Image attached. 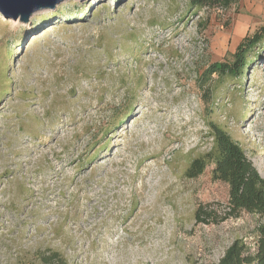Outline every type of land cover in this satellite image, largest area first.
I'll use <instances>...</instances> for the list:
<instances>
[{
	"label": "rangeland",
	"instance_id": "obj_1",
	"mask_svg": "<svg viewBox=\"0 0 264 264\" xmlns=\"http://www.w3.org/2000/svg\"><path fill=\"white\" fill-rule=\"evenodd\" d=\"M250 2L255 22L234 28L239 3L61 0L27 21L0 9V264H212L237 238L253 249L258 215L195 219L227 205L212 165L184 175L213 121L264 177V46L241 76L204 74L264 23V0Z\"/></svg>",
	"mask_w": 264,
	"mask_h": 264
},
{
	"label": "trees",
	"instance_id": "obj_2",
	"mask_svg": "<svg viewBox=\"0 0 264 264\" xmlns=\"http://www.w3.org/2000/svg\"><path fill=\"white\" fill-rule=\"evenodd\" d=\"M190 7L202 9H229L234 0H188ZM239 0H237L238 4ZM264 46V23L258 26L251 36H245L233 52L232 62H213L204 73L241 76L251 63L254 48ZM264 60V58H261ZM211 138L209 148L194 157L185 169L187 178L198 177L208 165H212L211 178L225 183L228 187L227 205L222 216L211 204L200 205L195 211V219L206 223L209 219L219 221L237 217L241 212L256 214L260 222L255 228L253 249L241 238H237L225 249L220 259L212 264H264V177L256 170L240 144L231 138L226 130L216 122H207ZM44 264H64L57 252L42 256Z\"/></svg>",
	"mask_w": 264,
	"mask_h": 264
},
{
	"label": "water",
	"instance_id": "obj_3",
	"mask_svg": "<svg viewBox=\"0 0 264 264\" xmlns=\"http://www.w3.org/2000/svg\"><path fill=\"white\" fill-rule=\"evenodd\" d=\"M59 1L61 0H0V9L5 17L14 20L15 16L20 14L19 19L27 21L31 12L53 7Z\"/></svg>",
	"mask_w": 264,
	"mask_h": 264
},
{
	"label": "crops",
	"instance_id": "obj_4",
	"mask_svg": "<svg viewBox=\"0 0 264 264\" xmlns=\"http://www.w3.org/2000/svg\"><path fill=\"white\" fill-rule=\"evenodd\" d=\"M238 3H239L240 12L245 7V11L243 10L245 12V15L244 17L242 16L241 18L237 17L235 21L234 20L232 21L231 25L233 28L235 26L241 27L245 25L246 26L250 25L252 22H255L256 18H254V16L257 15V7H254L253 3L250 2V0H239ZM258 14H260V12Z\"/></svg>",
	"mask_w": 264,
	"mask_h": 264
},
{
	"label": "built area",
	"instance_id": "obj_5",
	"mask_svg": "<svg viewBox=\"0 0 264 264\" xmlns=\"http://www.w3.org/2000/svg\"><path fill=\"white\" fill-rule=\"evenodd\" d=\"M237 5V0H234V4L232 6V8H234Z\"/></svg>",
	"mask_w": 264,
	"mask_h": 264
},
{
	"label": "bare ground",
	"instance_id": "obj_6",
	"mask_svg": "<svg viewBox=\"0 0 264 264\" xmlns=\"http://www.w3.org/2000/svg\"><path fill=\"white\" fill-rule=\"evenodd\" d=\"M260 172V171H259Z\"/></svg>",
	"mask_w": 264,
	"mask_h": 264
}]
</instances>
